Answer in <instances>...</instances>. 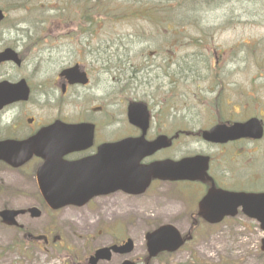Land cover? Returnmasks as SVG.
I'll return each instance as SVG.
<instances>
[{
  "label": "rangeland",
  "instance_id": "374dc122",
  "mask_svg": "<svg viewBox=\"0 0 264 264\" xmlns=\"http://www.w3.org/2000/svg\"><path fill=\"white\" fill-rule=\"evenodd\" d=\"M0 7L7 15L0 25V50L13 47L23 57L21 66L0 65V80L23 77L32 90L29 101L0 113V137L27 132L31 116L38 124L56 118L80 120V111L96 103L106 104V115H117L126 108L122 85L132 84L118 78L133 73L145 77L141 84L137 80L133 97L147 102L156 117L170 111L173 120L167 124L176 122L178 128L191 131L177 141L176 158L217 152L202 141L201 129L264 112V0H0ZM170 21L177 32L167 28ZM96 57L112 67L96 92L105 96L115 91L114 96L95 99L90 85L79 87L80 96L61 98L56 80L60 71ZM169 72L174 81H169ZM169 101L175 105L171 110ZM15 115V123L20 121L17 128L6 126ZM258 151L259 160L249 161L252 172L247 173L264 187V141ZM227 171L222 162L218 169L222 179L231 176ZM1 176L9 183L0 185V206L39 203L36 189L27 194V184L14 181L16 173L4 171ZM183 196L169 182H159L144 194L129 196L123 209L114 203L103 205L109 197L59 211L43 206L39 218L19 216L22 228L0 221V264H87L98 247L127 238L135 244L130 254H114L100 264H117L124 258L142 263L148 253L147 232L167 222L183 233L191 230L196 205ZM172 199L177 201L175 208L162 206ZM49 228L61 239L46 243L27 235ZM193 234L192 241L158 256L153 264H264V230L242 213L215 225L201 223Z\"/></svg>",
  "mask_w": 264,
  "mask_h": 264
},
{
  "label": "water",
  "instance_id": "95a60500",
  "mask_svg": "<svg viewBox=\"0 0 264 264\" xmlns=\"http://www.w3.org/2000/svg\"><path fill=\"white\" fill-rule=\"evenodd\" d=\"M4 14L0 9V21L3 19ZM7 59H14L20 62L17 53L12 49H8L0 53V62ZM67 75L72 79L73 82L86 83L87 79L82 78V75L78 73L74 68L69 69L66 72ZM30 96V89L26 80H21L17 83H9L7 81L0 82V108L4 105L9 104L13 101L28 100ZM130 119L133 122L138 121V118L144 119L147 122L148 110L144 103H133L129 107ZM90 124L79 123V124H67L61 121L55 122L54 124L40 129L33 137L17 141V140H5L0 141V158L5 159L7 162L15 165L24 163L25 159H28L34 151H47L43 145V140H48L50 146L48 150L51 152L50 157L46 156V163L41 167V171L47 166L54 167L53 175L51 177L40 178L41 187L45 194V197L53 207H61L70 203L84 204L90 197L96 195V193L108 192L106 186L103 190H94L89 192L87 196L82 200L77 201V197H80L78 186L80 180L76 177V173L69 179L62 178L64 171L71 169L76 171L78 169L75 165H65L58 153L61 150H67L70 148H76L78 145L82 146L84 143L91 142L92 140V128ZM263 128L258 119L252 118L245 123H235L233 126H227L224 124H218L210 130L203 132L204 138L211 141H227L229 139H236L242 136H262ZM165 136L159 139L149 142L144 141V136L140 139L142 144L140 150L142 151L139 155L140 159L144 155L153 153L158 148L165 145ZM63 142V143H62ZM134 140H129V147L131 151L136 147L133 144ZM56 143L57 145L55 146ZM124 143V142H123ZM128 143V141H127ZM126 143V144H127ZM125 145V144H124ZM23 159V160H22ZM131 169L125 172L123 185L122 171L117 175H120V179L114 178L116 187H126L129 191L143 192L148 187L152 177L162 179H197L203 177L208 168L207 158L202 156L186 157L178 161L174 160H163L153 162L150 165L142 167H134L135 163L130 158ZM45 172V171H44ZM42 174V173H41ZM136 179V180H134ZM43 181V182H42ZM135 183V185L127 186V182ZM106 185V184H105ZM126 185V186H125ZM85 187H87L84 184ZM93 188H89L85 191H90ZM117 189V188H115ZM140 189V190H138ZM108 190V191H106ZM231 193H221L218 191H210L202 201L200 202V215L209 220L210 222L220 221L227 213L231 212V208L238 206L239 204L244 205V210L251 217H255L262 223L264 229V194H243V195H230ZM233 198V199H230ZM228 200H231L232 205H225ZM21 211L15 210H4L2 215L9 223H15V216ZM34 216H39L41 211L34 207L32 209ZM189 239L191 237H188ZM148 247H149V259L156 256L161 251H176L186 241L178 228L172 224L162 225L152 232L147 233ZM133 247V241L129 239L123 246V252H130ZM262 248L264 249V239ZM111 249L117 250V246L102 247L99 248L95 255L91 256V263H96L99 259H110ZM122 264H135L129 260H126ZM149 264V263H148Z\"/></svg>",
  "mask_w": 264,
  "mask_h": 264
},
{
  "label": "flooded vegetation",
  "instance_id": "af4514ba",
  "mask_svg": "<svg viewBox=\"0 0 264 264\" xmlns=\"http://www.w3.org/2000/svg\"><path fill=\"white\" fill-rule=\"evenodd\" d=\"M22 57V56H21ZM23 58V57H22ZM76 63H79L82 67V69L87 73L89 77V82L87 84H81V83H69L66 77H57L56 80L61 86V92H60V97L63 99L66 98H74L76 96L81 95V91L79 87L86 88L90 85L93 87V91L91 92V95L95 98H110L114 96L115 91L109 92L108 95L105 96H100L97 94L96 90L98 89V83L99 81L102 80L103 75H108L109 73H112V67L107 65L106 59H100V57H96V61L93 62H88L83 60H79ZM171 64V62H170ZM22 65V64H21ZM19 65V66H21ZM133 76H136L134 74ZM131 77V80H134V83L140 78H143L140 75H137L136 77ZM169 81L171 82L172 80L174 81L173 78V73L169 72L168 73ZM120 82L122 80H128L129 77H123L118 78ZM123 84L121 88V92L125 94L126 98L123 100V103H126V108L119 110L120 112L115 115L112 114L111 117L109 115L105 114L106 110V104H94L88 107V109H84L81 112V119L79 121H84V122H90L94 124L95 127V132H94V140L93 142L88 146V147H83L81 149L71 151L69 153H66L63 155V158L65 160L69 161H78L82 159H86L88 157L96 156L100 154L101 148L106 145L107 149V155L109 157V167L106 168L108 171L109 177H113V173L119 171V167L117 162L122 159V171H124V165L129 161V156H130V151L129 149H118L115 148V145L119 143L121 140L129 137H136L140 136L143 132V128L139 125L132 124L129 121L128 118V105L129 102L131 101V96H133L134 92L137 91L139 85L137 84ZM140 84V83H139ZM96 86V87H95ZM172 91V90H170ZM137 100V98H134ZM171 104V103H170ZM151 110V109H150ZM7 109L0 110V113L6 112ZM252 116H257V115H252ZM245 118L242 121H245L249 119L250 117ZM261 121L264 124V119L263 116L264 114L261 113L260 115ZM17 115L14 116L12 119V122H6V126L9 125H14L13 127L16 129L17 126L19 125V122L15 123ZM32 122L28 123L29 129L26 132V129L24 130L25 133L21 135H17L14 131L12 134H6L4 137H0V139L4 138H17V139H25L31 135H33L41 126L48 124V123H43L38 124L37 118L31 116ZM170 119L173 120L172 113L170 111H161L158 114V117H156V114L151 110V115L149 118L150 124L149 128L146 133V138L149 140L156 139L162 134H166L170 139L172 140L169 144V146L157 151L151 156H148L144 158L141 163L145 162H150L154 161L157 159H163V158H168L176 157V151H177V141H178V126L176 122L174 124H167V120ZM107 122H106V121ZM11 121V120H10ZM143 122V121H141ZM232 122V121H228ZM16 125H15V124ZM106 126V130L103 131V126ZM181 130V129H180ZM28 133V134H26ZM264 138V135H263ZM260 140H255V139H249V138H241V139H236V140H230L225 143H213V142H208L209 146L213 147L215 151L217 152L213 154H205L206 156L209 157V174L212 176V179L209 177H206L203 181H196V182H189V181H175V182H170V181H164L165 183L169 182L173 189H179V185L182 186V192H184V186L186 185H194L196 188L199 189H204L205 191L209 190L213 185H216L217 187H221L224 189H235V190H247L250 191L253 188H255L257 184V180L252 174H244L241 176L234 175L236 171L241 170L242 168H249L250 169V164L249 161H252L251 158L248 159L246 163H243L244 160L246 159L247 156L249 155H254L256 150H257V145ZM250 142V148L251 149H246L244 145L248 144ZM109 145V147H107ZM117 158V162H116ZM217 159V161H216ZM219 159L221 161L219 162ZM44 161L43 157L39 155H34L28 162H26L24 165L21 167H12L8 165L5 161L0 159V173L2 174L4 171H7L8 173H16V177H14V181H18L19 184H27V194L30 192L32 193L34 189L37 191V196L39 203L36 204L37 207H39L42 212H43V206L47 211H59V210H52L45 200L43 199V195L41 193L39 184H38V179H37V172L39 167L41 166L42 162ZM222 162L225 163V168L228 169V175L231 174V176L228 179H222V174L218 172L219 167L221 166ZM223 168V167H221ZM88 169V168H85ZM91 171V170H90ZM215 172V176L214 172ZM252 172V170H250ZM95 172L94 175L98 177L97 183H90V185L95 186V187H100L103 185V178L105 177V169L102 164L96 165L95 167ZM257 176V175H256ZM11 177V175H10ZM258 177V176H257ZM219 179V180H218ZM259 179V177H258ZM159 182H163L160 180H154L152 184H156ZM6 183H9V179L5 177H0V185H5ZM82 191H85V189H82ZM130 194L126 193L122 190H117L115 192L109 193V194H99L94 196L92 199H90L86 205L91 204L94 201H100L103 198H109L108 200H103L102 204H110L114 203L116 207H120L123 209V206L126 204V199L128 200ZM35 206V205H31ZM31 206H25V207H18V209H23V208H29ZM76 207L74 205H69ZM6 207H11V205L5 204L0 206V210ZM80 207V206H79ZM17 208V207H14ZM28 213L22 214V215H27ZM232 219L231 217H226L224 221ZM201 223H205V221L201 219L195 218L194 220L191 221L190 226L192 228L197 227ZM52 228H49L45 233L38 234L40 238L44 242H51L53 238H60V236H56L54 232H52ZM29 237L34 238V236H31L32 233L27 234ZM36 235V234H33ZM117 243L122 244V241H119Z\"/></svg>",
  "mask_w": 264,
  "mask_h": 264
},
{
  "label": "bare ground",
  "instance_id": "6f19581e",
  "mask_svg": "<svg viewBox=\"0 0 264 264\" xmlns=\"http://www.w3.org/2000/svg\"><path fill=\"white\" fill-rule=\"evenodd\" d=\"M21 19H23V17L21 18ZM25 21V20H24ZM26 22V21H25ZM159 202V201H158ZM160 203V202H159ZM161 204V203H160ZM156 206L157 207H159V205H157L156 204ZM163 207H168V206H173L174 208L177 206V202L174 200V199H172V200H167V202L164 204V205H162Z\"/></svg>",
  "mask_w": 264,
  "mask_h": 264
}]
</instances>
